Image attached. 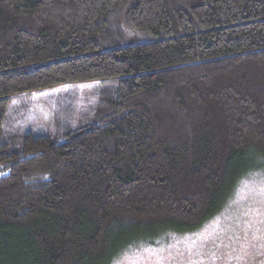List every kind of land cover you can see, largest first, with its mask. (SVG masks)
<instances>
[{
  "label": "trees",
  "instance_id": "16d2710c",
  "mask_svg": "<svg viewBox=\"0 0 264 264\" xmlns=\"http://www.w3.org/2000/svg\"><path fill=\"white\" fill-rule=\"evenodd\" d=\"M98 80L89 121L5 140L12 98ZM264 160V0H0V264H111L193 232Z\"/></svg>",
  "mask_w": 264,
  "mask_h": 264
},
{
  "label": "rangeland",
  "instance_id": "374dc122",
  "mask_svg": "<svg viewBox=\"0 0 264 264\" xmlns=\"http://www.w3.org/2000/svg\"><path fill=\"white\" fill-rule=\"evenodd\" d=\"M98 84H57L12 98L5 140L20 149L27 131L49 133L57 116L73 120L75 127L89 121ZM257 163L258 168L240 178L219 212L196 231L140 244L111 264H264V160Z\"/></svg>",
  "mask_w": 264,
  "mask_h": 264
}]
</instances>
